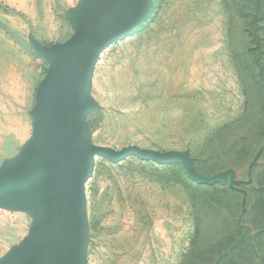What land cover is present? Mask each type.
I'll use <instances>...</instances> for the list:
<instances>
[{
    "label": "rangeland",
    "instance_id": "obj_1",
    "mask_svg": "<svg viewBox=\"0 0 264 264\" xmlns=\"http://www.w3.org/2000/svg\"><path fill=\"white\" fill-rule=\"evenodd\" d=\"M85 17L86 0H0V177L39 150ZM82 105L93 145L175 156L97 158L83 264H264V0H148ZM52 197L47 172L0 194V264H44Z\"/></svg>",
    "mask_w": 264,
    "mask_h": 264
},
{
    "label": "water",
    "instance_id": "obj_2",
    "mask_svg": "<svg viewBox=\"0 0 264 264\" xmlns=\"http://www.w3.org/2000/svg\"><path fill=\"white\" fill-rule=\"evenodd\" d=\"M148 0H86L82 32L71 56L60 62L40 126L39 150L22 169L0 177V194L47 172L52 184L51 221L44 264H83L87 184L97 158L165 163L175 159L137 145L119 150L87 140L82 98L102 54L142 24Z\"/></svg>",
    "mask_w": 264,
    "mask_h": 264
},
{
    "label": "bare ground",
    "instance_id": "obj_3",
    "mask_svg": "<svg viewBox=\"0 0 264 264\" xmlns=\"http://www.w3.org/2000/svg\"><path fill=\"white\" fill-rule=\"evenodd\" d=\"M44 223V221H39V224H38V226L40 227V226H43L42 224ZM42 228H44V227H42Z\"/></svg>",
    "mask_w": 264,
    "mask_h": 264
}]
</instances>
